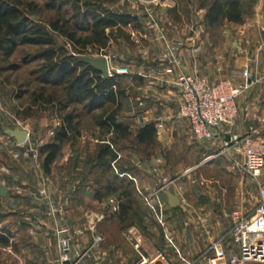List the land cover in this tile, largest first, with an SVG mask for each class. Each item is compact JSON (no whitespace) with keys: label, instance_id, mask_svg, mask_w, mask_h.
<instances>
[{"label":"rangeland","instance_id":"obj_1","mask_svg":"<svg viewBox=\"0 0 264 264\" xmlns=\"http://www.w3.org/2000/svg\"><path fill=\"white\" fill-rule=\"evenodd\" d=\"M12 1L23 2L25 6H28L34 20L51 28L50 23L61 24L65 21L72 26L71 3L74 1L84 3L85 0ZM178 1L179 8L174 12L169 11ZM257 2L258 0H244V5L249 7L248 15L244 20L253 14ZM106 5L119 11L135 12L143 21L157 22L159 25L161 23L162 27L175 30L176 28L172 25L191 24L194 21V14L202 9L199 0H191L190 4H187L186 0H108ZM152 18L154 20H151ZM184 25L183 28H185ZM218 26L213 28L214 39L223 37V31ZM127 30L136 31L131 27ZM141 31H144L143 27ZM78 33L85 35V32ZM56 36L58 42L65 44L71 52L78 51L67 42L66 38L58 34ZM140 36L138 34L136 38L141 41L142 36L141 38ZM174 37H177V32L174 33ZM125 43L130 44L128 46L130 50L133 48L132 53L135 57L141 54L140 50H144L142 43L136 40L131 39L130 42L125 41ZM133 46H137L139 50ZM81 50L84 53H77L79 56L83 57L85 54L93 56L89 54V51L86 53L84 48ZM126 50L116 48L108 52L124 54L127 58ZM34 51L35 47L20 45L7 59L0 54V182L6 184L7 177L13 179L10 184L12 187L10 194L14 197L12 200L7 199L3 202L0 200V217L6 211V226L11 228V230L7 229L13 233L14 237L11 239V244L6 246V251L0 248V264H61L58 235L55 231L56 219L60 220L63 227L71 230L75 227L86 228L89 224H94V230L88 229L77 240H72L73 247L79 250L93 245L85 255V258L91 259L87 264L99 261L94 258V255H90L95 249L94 246L99 244H102L107 253L106 259L100 264H128L127 260L122 261L128 254L120 246L126 242L124 233L129 232L130 227L136 224L123 227L124 222L119 215L121 199L119 191L100 199L95 195L96 187L114 175L128 178L126 182L138 180L145 189L146 187L158 188V184L161 183L166 184L168 190L178 192L188 209L194 208V201L201 197V190H209L211 193L217 191L219 197L226 199L224 201L227 208L229 205L227 200L234 193L240 177L234 175L230 159L224 153L219 154L223 147L212 142L200 143L204 141L195 139L188 122L182 120L185 118L181 116H179V125L168 130V133L160 128L157 136H161V139L157 138L153 147L145 150V146H142L139 152L129 148L118 151L117 156L111 160L110 168L108 167L105 171L95 166L93 155L98 146L110 139L111 135L97 128L91 115L84 114L79 122L80 134L71 136L51 164L50 171L46 172L45 154L41 152V148L52 141L54 134L62 125L63 116L51 105L42 103L35 105L33 102V97L39 92L40 85L32 73L42 61H25L24 59ZM261 54L264 56V47L260 50ZM249 67L251 68V65ZM122 80L128 97L123 100L121 115L125 121L132 124V129L135 131L138 125L144 123L132 117L137 113L135 108L138 102L137 97L142 95L143 90L135 88L140 85V81L136 79L129 80L128 77L123 76ZM142 85H145V82ZM81 110V105H72L65 113L68 111L76 113ZM17 126L30 131L28 140L21 145H16L14 138L5 132L7 127ZM167 135L168 138H166ZM129 142V140L123 141L126 144ZM121 166H133L134 171L120 173ZM86 168L89 171L84 174L83 171ZM6 171H8L7 174ZM260 180L264 181V174ZM43 189H46L45 194L41 192ZM243 190L245 192L243 197L250 208L249 211H252L258 203L257 181L246 175ZM134 194L145 211L155 210L154 207L143 203L146 199L149 200L145 192V195L140 191H138L139 196L136 192ZM26 214L29 215V219L25 218ZM35 218L38 220L35 221ZM145 223L144 218L139 219L141 231H147ZM91 232L92 241L83 243L85 246L81 248H76V243H81L83 236L88 238ZM98 237H102L103 240L96 242ZM116 246H119L117 249L120 248L122 256L119 254L114 256L113 249ZM128 250V253L131 252L130 249Z\"/></svg>","mask_w":264,"mask_h":264},{"label":"crops","instance_id":"obj_2","mask_svg":"<svg viewBox=\"0 0 264 264\" xmlns=\"http://www.w3.org/2000/svg\"><path fill=\"white\" fill-rule=\"evenodd\" d=\"M198 11L202 16L199 24L185 23V25L183 24L185 28L181 24L172 25L177 31L173 28L162 27L161 23L159 25L156 21L154 23L144 20V31H131L133 40H139L136 38L138 34L142 36L141 41H139L144 50H140L141 54L136 55L137 57L132 53L133 48L129 49L130 44L125 43L124 40L112 41L107 50L127 49V58L123 61H116V64L129 66L133 73L122 75V77L140 81V85L135 88L143 90L142 95L137 97L138 102L135 106L137 113L133 114L132 117L139 122H155L159 130L158 133H160V128L168 133V130L177 124L179 125L180 89L173 85L172 81L181 72L206 77L212 82L228 77L241 82L243 78L238 73L239 70L243 66L251 65L252 74L250 73V77L252 82L237 99L239 113L234 125L222 127L221 131L224 132V135L200 142L217 143V145L220 144L224 147L225 140H227L226 135L229 132L243 134L248 133L254 127L264 129V56L263 54L260 55V50L264 47V0H258L253 14L246 20L242 22L226 21L219 24V29L223 31L222 39L213 38V28L215 27H207L204 21V9ZM175 32H177V37H174ZM195 36L197 37L196 40H194ZM133 47L137 48V46ZM163 53H168L169 56L166 59L162 58L161 54ZM172 53L175 57L174 61ZM260 69L261 72H259ZM139 70H143L144 73H136ZM144 82L145 85H142ZM138 106L143 107L139 108ZM182 120L188 122L186 119ZM168 137L167 135L166 138ZM157 138L161 139V136H157ZM13 141L16 145H21L15 138ZM230 153L233 154L234 158L240 159V156L235 155L232 149H230ZM225 155L229 159L230 155ZM232 171L234 175L240 177V180L237 181L234 193L227 200L229 202L228 210L225 206L226 199L219 197L217 191L211 193L209 190H201V197L194 201L193 209H188L181 198L179 206L172 207L165 192L168 190L166 184L161 183L158 184V188L146 187L145 189L136 180L134 182L136 195L139 196L138 191L143 195L145 192L149 196L147 197L149 200L146 199L143 203L146 206L154 207L155 210L148 207L149 210L143 217L146 221L147 231H141L139 225H134L128 230L131 234L129 232L124 233L126 242L120 248L123 247L128 256L122 261L127 260V263L131 264L138 258L137 250L134 247L136 241L141 243L145 253L156 255L158 252H163L165 254V260L158 264H208L206 252L214 242L219 240L229 253L237 251L230 235V230L234 225L231 212L240 209L242 212L248 213L250 210L243 197L245 194L243 190L244 178L249 175L243 171L233 169ZM7 173L8 171H6ZM7 178L6 184L0 182L8 189L6 196L0 195L2 202L3 200L14 199L10 194L12 188L10 184L13 179ZM162 185L164 186L163 189H161ZM231 208L233 209L231 210ZM4 212L0 217V230L9 228L6 226V211ZM28 216L26 214L25 218L29 219ZM37 220L35 218V221ZM9 229L11 230V228ZM92 237V232L88 238L83 236L82 241L80 240L81 243H76V248L85 246L83 243L91 242ZM13 238L11 237V239ZM117 247L119 246L113 249L114 256H118V254L122 256L120 248L117 249ZM0 248L6 251V246H0ZM94 248L90 255L92 254L95 259H99L94 264H100L106 259L107 253L102 244L94 246ZM128 249L131 252L128 253ZM84 258L79 264H87L91 261L90 258Z\"/></svg>","mask_w":264,"mask_h":264},{"label":"trees","instance_id":"obj_3","mask_svg":"<svg viewBox=\"0 0 264 264\" xmlns=\"http://www.w3.org/2000/svg\"><path fill=\"white\" fill-rule=\"evenodd\" d=\"M107 1H74L71 3L72 26L65 21L61 24L50 23L51 28H47L44 23L32 18L28 6L23 2L0 0V54L7 59L20 45L35 47V51L24 59L42 61L32 73L40 85L33 102L35 105H51L63 116L62 125L52 141L41 148L45 154L46 172L50 171L51 164L71 136L80 134L79 122L84 114L91 115L96 127L111 135L110 139L98 146L93 155V162L99 169L106 171L110 168L111 160L117 156L118 151L129 148L139 152L142 146L146 150L157 142L158 129L155 122L141 123L133 131L132 124L122 118L123 100L128 97L122 75L104 77L99 69L78 55L84 53L81 48L107 49L112 41L130 42L132 34L127 30L128 27L142 30L144 21L137 13L112 9L106 5ZM190 2L186 0L187 4ZM199 3L205 10L204 21L208 28L226 21L242 22L249 12L244 0H199ZM177 8L179 1L169 11L174 12ZM78 32H85V35H79ZM56 34L66 38L78 51H74V54L65 44L59 43ZM72 105H81L82 110L65 113ZM128 140L129 144L123 143ZM120 170V173L132 172L134 167L121 166ZM127 180L124 176L114 175L95 190L96 198L99 199L119 191V215L124 222L123 227L133 223L139 225V219H143L146 214L134 194V182ZM11 237L13 233L10 230L1 229L0 246L10 245Z\"/></svg>","mask_w":264,"mask_h":264},{"label":"built area","instance_id":"obj_4","mask_svg":"<svg viewBox=\"0 0 264 264\" xmlns=\"http://www.w3.org/2000/svg\"><path fill=\"white\" fill-rule=\"evenodd\" d=\"M201 20L202 17L199 13L194 14L193 23L195 25L199 24ZM196 38L195 36L194 40ZM136 41L140 43L139 40ZM87 51L93 56L107 58L109 76L133 73L129 66L115 62L125 60L124 54H111L106 48L93 49L88 47L86 53ZM171 55L174 61V54ZM84 56L89 55L85 54ZM168 56V53L161 54V57L165 59ZM136 73L143 74L144 72L139 70ZM238 73L243 78L241 82L230 77L212 82L206 77L185 72H181L172 81V84L180 89L178 114L188 121L196 140H212L219 135H224V132L221 131L222 127L234 125L239 113L237 99L252 82L249 66H243ZM229 134L230 139L225 140V145L219 154L230 155L229 159L233 170L246 172L253 180L257 181L259 200L255 208L249 213H244L240 209L232 211L234 225L230 230V235L237 251L229 253L221 240L216 241L206 252L208 264H264V181L260 180L264 174V129L254 127L248 133L229 132ZM230 149L234 151L235 155L240 156V159L234 158ZM41 192L45 194L46 189L41 190ZM90 225L86 228L75 227L71 230L63 227L60 220L56 219L55 231L58 235L59 261L61 264L66 261H69V264H78L92 249L93 245L84 250L75 249L72 245V240H77L86 230H94V224ZM129 234H131L130 231ZM101 240H103L102 237H98L96 242ZM134 247L137 250L138 258L131 264H158L166 258L163 252H158L156 255L145 253L139 241L134 243Z\"/></svg>","mask_w":264,"mask_h":264},{"label":"water","instance_id":"obj_5","mask_svg":"<svg viewBox=\"0 0 264 264\" xmlns=\"http://www.w3.org/2000/svg\"><path fill=\"white\" fill-rule=\"evenodd\" d=\"M143 1H154V0H143ZM34 18H35V15H34ZM82 58L85 62H87V63L93 65L94 67H96L97 69H99L102 72L104 77L109 76L108 60L106 57L83 56ZM5 132L7 134L11 135L12 137H14L16 139V141L18 142V144H22V143L26 142L28 140L29 135H30V131L27 128H22L19 126L14 127V128L7 127L5 129ZM226 139L227 140L230 139V134L226 135ZM88 171H89V169L86 168L84 173L87 174ZM162 187H163V185H162ZM165 192L168 196L170 206L176 207L180 204L181 200H180V197L177 194V192H173L170 190H166ZM7 193H8L7 187L0 184V195L6 196ZM64 264H69V261L64 262Z\"/></svg>","mask_w":264,"mask_h":264}]
</instances>
